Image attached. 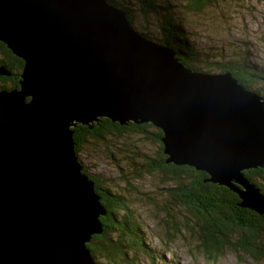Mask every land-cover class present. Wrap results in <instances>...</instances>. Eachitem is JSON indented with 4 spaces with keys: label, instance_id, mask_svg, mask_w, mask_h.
Here are the masks:
<instances>
[{
    "label": "water",
    "instance_id": "95a60500",
    "mask_svg": "<svg viewBox=\"0 0 264 264\" xmlns=\"http://www.w3.org/2000/svg\"><path fill=\"white\" fill-rule=\"evenodd\" d=\"M128 19L109 0H0V42L24 62L0 89V264H98L87 244L106 208L74 129L105 118L161 129L166 164L206 172L264 216L244 174L264 168V97L191 69Z\"/></svg>",
    "mask_w": 264,
    "mask_h": 264
},
{
    "label": "rangeland",
    "instance_id": "374dc122",
    "mask_svg": "<svg viewBox=\"0 0 264 264\" xmlns=\"http://www.w3.org/2000/svg\"><path fill=\"white\" fill-rule=\"evenodd\" d=\"M122 1L131 10L133 17L131 21L128 20L136 31L148 34L154 41L161 38L159 16L155 14L145 16L138 0ZM160 1L164 3L163 5L172 7L174 16L181 22L186 32L185 35L198 48L200 61L196 65L197 68L210 73H223L218 69V63L245 62L246 69L255 79L252 81L253 87L264 92V80L258 77L259 74H264L263 0H217L206 5L203 11L197 14L188 11L185 7L186 0ZM162 45L166 46L164 43ZM2 57L0 52V59ZM2 85L10 87L0 82V86ZM150 130L156 131L155 127ZM151 137L153 136L149 134L128 132L124 137H109L108 143L91 139L84 145L83 152L79 153V161L83 163L87 174L99 179L101 185L113 195H119L126 207L122 210L111 201L107 204L111 210L104 205L106 213L100 218L103 233L106 228L102 218L108 217L109 211L114 217H108V220L116 219L111 225L108 224L110 228L114 227V230L120 232V228L126 224L123 216H128V219L134 220V223L136 221L137 225L141 224L146 233V252L134 251L125 243L119 244L118 241V246L129 255L126 261L122 260V256L116 255L114 257H118L117 261H110L103 254L96 253V262L152 264L150 255L153 252L157 254L156 264H264L263 254L254 256L241 247L234 249V245L226 247L217 259L208 257L200 245L198 233L184 227L188 220L189 223H194V216L192 210L182 204L179 195H174L178 192L174 191L175 182L170 181L165 172L145 170L148 163L146 157L158 158L163 144ZM101 202L103 203L102 197ZM177 224L180 230L176 229ZM193 227L194 224L191 228ZM167 233L170 234L171 241L168 240ZM230 235L231 241L237 244L246 234L232 226ZM110 237L117 238L114 234ZM260 244L264 245V238L260 240Z\"/></svg>",
    "mask_w": 264,
    "mask_h": 264
},
{
    "label": "trees",
    "instance_id": "16d2710c",
    "mask_svg": "<svg viewBox=\"0 0 264 264\" xmlns=\"http://www.w3.org/2000/svg\"><path fill=\"white\" fill-rule=\"evenodd\" d=\"M116 6L122 8L128 15L129 20H132V13L130 8L124 5L122 0L115 1L109 0ZM141 4V11L145 16L149 14H155L159 16V28L161 31V38L156 42L166 44L171 48L177 50L180 54L179 58L184 64L195 71H203L196 67L200 61V54L198 48L192 43L185 35L186 32L181 25V22L174 16V12L170 5H163L160 0H138ZM185 6L189 12L194 14L203 11L205 6L215 3L217 0H186ZM173 12V13H172ZM143 34V33H142ZM148 39V34H143ZM0 52L2 59H0V66H4L11 76H0V82L8 84L9 88H15L18 86V80L23 71L24 63L21 59L15 57L11 51L0 42ZM245 62H223V64H217L218 69L221 72H231L246 88L260 93L264 96V92H260L254 88L252 81L255 80L252 73L246 69ZM208 66V65H207ZM213 66V64H211ZM210 65L208 67H211ZM206 67V69H210ZM205 68V67H204ZM205 72V71H203ZM207 73H210L206 70ZM261 80H264V74H259ZM7 88L6 85L0 86V89ZM152 124H131L130 126H121L118 123H113L109 119H102L100 123L95 126L94 129H90L88 126L79 125L74 129V141L76 153L83 152L84 145L92 139L102 143H108L109 137H124L128 132L138 134H149L153 137L151 139L161 142L163 132L161 129L155 127V132H150V128L154 129ZM111 140V138H110ZM162 144V143H161ZM80 158V157H79ZM148 161L145 167L146 171L157 170L165 172L170 181L175 182L174 195H179L182 200V204L186 208L191 209L194 216V223L186 221L184 227L187 230H192L198 233L200 245L206 252L209 258L217 259L222 251L228 247L242 248L247 250L252 255L256 256L259 253L264 255V245L260 244V240L264 238V216L255 213L252 210L242 208L239 206L241 200L239 196L230 191V189L224 186H218L208 181L209 175L204 171H198L189 166H176L173 164H166L167 155L164 153L163 144L161 145V151L159 157L150 159L146 157ZM84 172L85 169H84ZM87 173V172H86ZM170 173V175L168 174ZM245 176L251 180L264 194V168H257L252 170H246ZM89 175V174H88ZM91 179L95 182V187L98 194L102 197V201L106 207L108 202L111 201L116 207L125 210V204L119 195H113L108 189L101 185V181L96 177L90 175ZM113 209V208H112ZM108 210L111 208L108 207ZM110 218L114 217L110 215ZM108 217H103L106 230L101 236L93 237L92 241L88 244L92 255L95 259L96 253H101L106 256L110 261H117L114 256H122V260L126 261L128 253L122 250L119 244L129 246L134 251L146 252V233L144 227L138 223H134V220L125 218L123 228L114 230L109 225L112 221L108 220ZM111 222V223H110ZM194 224V227L191 228ZM122 225L123 224H119ZM232 226H236L244 234L237 244H234L230 239V230ZM109 228V230H108ZM176 229L180 230L179 224L176 225ZM168 232V231H167ZM117 236L116 239H112L110 235ZM168 234V240L172 238ZM199 245V246H200ZM234 245V246H233ZM153 253L150 255L152 264H156L155 256ZM98 263V262H97ZM99 264V263H98Z\"/></svg>",
    "mask_w": 264,
    "mask_h": 264
},
{
    "label": "bare ground",
    "instance_id": "6f19581e",
    "mask_svg": "<svg viewBox=\"0 0 264 264\" xmlns=\"http://www.w3.org/2000/svg\"><path fill=\"white\" fill-rule=\"evenodd\" d=\"M149 40H151V41H153L154 42V40H152L151 38H149ZM156 42V41H155ZM168 46V45H167ZM77 156H78V154H77ZM78 159H79V157H78ZM81 160V159H80Z\"/></svg>",
    "mask_w": 264,
    "mask_h": 264
}]
</instances>
